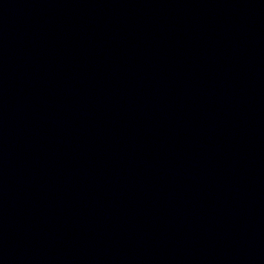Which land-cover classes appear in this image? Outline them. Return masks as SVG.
Listing matches in <instances>:
<instances>
[{"label":"water","instance_id":"1","mask_svg":"<svg viewBox=\"0 0 264 264\" xmlns=\"http://www.w3.org/2000/svg\"><path fill=\"white\" fill-rule=\"evenodd\" d=\"M0 264H264V0H0Z\"/></svg>","mask_w":264,"mask_h":264}]
</instances>
